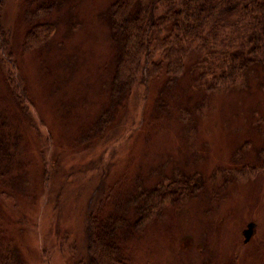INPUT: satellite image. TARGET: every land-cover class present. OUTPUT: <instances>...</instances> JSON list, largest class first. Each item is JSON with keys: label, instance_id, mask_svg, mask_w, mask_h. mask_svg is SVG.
Segmentation results:
<instances>
[{"label": "rangeland", "instance_id": "obj_1", "mask_svg": "<svg viewBox=\"0 0 264 264\" xmlns=\"http://www.w3.org/2000/svg\"><path fill=\"white\" fill-rule=\"evenodd\" d=\"M113 1L2 3L0 161L10 169L0 187L21 219L2 206V233L23 264H73L90 204L129 220L130 264H264V67L195 77L216 62L208 53L130 90L117 75ZM48 21V40L25 47ZM160 188L165 199L134 226Z\"/></svg>", "mask_w": 264, "mask_h": 264}, {"label": "trees", "instance_id": "obj_2", "mask_svg": "<svg viewBox=\"0 0 264 264\" xmlns=\"http://www.w3.org/2000/svg\"><path fill=\"white\" fill-rule=\"evenodd\" d=\"M3 1L0 0V10ZM55 1L48 0L47 7ZM109 12L111 31L117 37V75L128 80L130 90L139 85L147 89L158 77L171 80L190 58L203 60L208 53L215 56L216 62L209 61L195 77L212 74L217 69L221 80L232 81L243 76L250 65L258 63L264 67V0H114ZM53 27L49 21L32 26L25 34V47L34 48L37 42L48 40ZM5 44L0 46L3 66ZM7 49L10 54V47ZM210 63L213 67H209ZM8 81L12 88L10 73ZM161 88L167 85L164 83ZM2 157L0 181L7 182L3 175L9 172V158L6 154ZM161 190L155 189L151 195L156 201L148 199L138 209L134 226L143 225L149 213L160 206L157 201L165 199ZM11 197V192L0 187V208L11 209L20 222V211L14 207ZM14 199L18 201L17 196ZM129 225L123 214L103 208L95 210L89 204L84 215L82 249L76 258L73 251L72 263L130 264L125 250V240L131 231ZM2 231L0 225V264H23L16 246Z\"/></svg>", "mask_w": 264, "mask_h": 264}, {"label": "water", "instance_id": "obj_3", "mask_svg": "<svg viewBox=\"0 0 264 264\" xmlns=\"http://www.w3.org/2000/svg\"><path fill=\"white\" fill-rule=\"evenodd\" d=\"M254 227H255V223L253 221H250L246 224V227L242 230V234L244 236V242H247L250 237L253 234L254 231Z\"/></svg>", "mask_w": 264, "mask_h": 264}]
</instances>
